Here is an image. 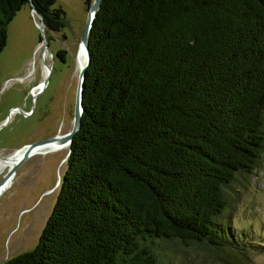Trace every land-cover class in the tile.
Instances as JSON below:
<instances>
[{
    "label": "trees",
    "instance_id": "1",
    "mask_svg": "<svg viewBox=\"0 0 264 264\" xmlns=\"http://www.w3.org/2000/svg\"><path fill=\"white\" fill-rule=\"evenodd\" d=\"M29 2L63 26L54 0H0V51ZM87 47L50 212L0 264H157L172 238L230 261L224 191L264 150V0H100Z\"/></svg>",
    "mask_w": 264,
    "mask_h": 264
},
{
    "label": "rangeland",
    "instance_id": "2",
    "mask_svg": "<svg viewBox=\"0 0 264 264\" xmlns=\"http://www.w3.org/2000/svg\"><path fill=\"white\" fill-rule=\"evenodd\" d=\"M54 5L63 10V26L58 31L46 30L50 36L46 50L38 17L28 4L21 5L7 22L0 51V122L6 114L9 119L0 127L1 156L71 126L78 73L74 55L87 8L85 0H54ZM57 49L62 50L61 57ZM43 78L45 82L38 87ZM66 153L67 148L27 156L1 191L0 262L36 242L54 201ZM5 169L0 168V177ZM224 195L223 232L235 247L231 260L211 261L200 244L172 238L162 243L157 264H264V150L258 165L249 173L237 174Z\"/></svg>",
    "mask_w": 264,
    "mask_h": 264
},
{
    "label": "water",
    "instance_id": "3",
    "mask_svg": "<svg viewBox=\"0 0 264 264\" xmlns=\"http://www.w3.org/2000/svg\"><path fill=\"white\" fill-rule=\"evenodd\" d=\"M99 1L100 0H91V2L88 4L87 6V14H86V18H85V22L83 24L81 33H80V37L78 39V43H80L83 47L84 53H85V60L84 62L80 65L79 69H78V73H77V80H76V86H75V92H74V102H73V107H72V116H71V126L70 128L61 133V134H57L54 133L50 136L44 137V138H39V139H35L33 141L27 142L22 144L20 147L18 148H22V151L20 153V155L14 160V162L12 164H10L9 166L6 167L5 171L3 172V174L0 177V194L1 191L3 189V187L6 185L5 183L7 182V180H9L14 171L15 168L19 165V163L24 160L27 156H29L31 154V152L34 151V149L39 146V145H45L47 143H51L55 140L58 141H62L64 143L67 144L70 141V138L72 136V134L77 130V128L79 127V123H80V114H81V110H82V105H81V88H82V82H83V77H84V73H85V67L86 65L89 63V51H88V47H87V33L89 30V26L91 24V20L93 18L94 12L97 9L98 5H99ZM29 7L30 9L37 15L38 17V26L40 28V30L43 32V39L41 36V40L43 43V48L47 49V37L43 31V20L41 18V16L39 14H37L35 12V9L33 8L32 4L29 2ZM47 66V64H46ZM48 68V73L50 70V67L47 66ZM45 82V78H43L39 84H37V86H41L43 83ZM34 88V87H33ZM32 88V91H33ZM36 88V86H35ZM13 110L17 109L16 107H11ZM10 108V109H11ZM10 109L7 111V113H9ZM8 114H6V116L3 118V120L0 122V127L3 126L4 124L7 123L8 121ZM67 154V153H66ZM3 157V156H1ZM66 157V155H65ZM64 157V159H65Z\"/></svg>",
    "mask_w": 264,
    "mask_h": 264
},
{
    "label": "bare ground",
    "instance_id": "4",
    "mask_svg": "<svg viewBox=\"0 0 264 264\" xmlns=\"http://www.w3.org/2000/svg\"><path fill=\"white\" fill-rule=\"evenodd\" d=\"M40 48H41V45L39 44L38 47H37V50H39ZM44 50H46V49H44ZM74 58H75V69L78 71L80 65L85 60V53H84V50H83V47H82L81 44H80V47H79L78 51L74 55ZM29 71H30V69H29ZM35 89L36 88H34L32 92H34ZM57 134H61V132H59ZM65 148H67V144L66 143H64L62 141L55 140V141H53L51 143H47L45 145L37 146L34 149V151L31 152L30 155L43 154V153H46V152H55V151L64 150ZM21 151H22V148H17V149L12 150V152H10V154H7L6 156L1 157V155H0V168L1 167L6 168L10 164H12L14 162V160L20 155ZM11 180H12V177L9 180H7V182L5 183L6 185L3 187L2 190H4L11 183Z\"/></svg>",
    "mask_w": 264,
    "mask_h": 264
},
{
    "label": "flooded vegetation",
    "instance_id": "5",
    "mask_svg": "<svg viewBox=\"0 0 264 264\" xmlns=\"http://www.w3.org/2000/svg\"><path fill=\"white\" fill-rule=\"evenodd\" d=\"M57 51V50H56ZM58 53L56 52V55H57ZM58 56V55H57Z\"/></svg>",
    "mask_w": 264,
    "mask_h": 264
}]
</instances>
